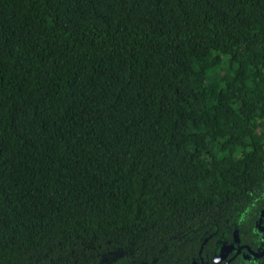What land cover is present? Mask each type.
Masks as SVG:
<instances>
[{
    "label": "trees",
    "instance_id": "trees-1",
    "mask_svg": "<svg viewBox=\"0 0 264 264\" xmlns=\"http://www.w3.org/2000/svg\"><path fill=\"white\" fill-rule=\"evenodd\" d=\"M263 228L264 0H0V264H264Z\"/></svg>",
    "mask_w": 264,
    "mask_h": 264
},
{
    "label": "flooded vegetation",
    "instance_id": "flooded-vegetation-1",
    "mask_svg": "<svg viewBox=\"0 0 264 264\" xmlns=\"http://www.w3.org/2000/svg\"><path fill=\"white\" fill-rule=\"evenodd\" d=\"M264 229V228H263ZM263 233H264V230H263ZM227 246V245H226ZM232 246V245H231ZM241 248V246H232L231 247V249H229L228 251H226L225 253H223L224 255H223V257H221L220 259L219 258H215L214 260L216 261V264H226L227 263V261H228V259H226L225 258V254H227V253H229L231 250H233V251H235V252H238L239 251V249ZM249 250V249H248ZM251 252V254H253L254 256H258V255H261L262 253H264V252H262V251H258V252H252V251H250ZM262 252V253H261ZM259 253V254H258ZM242 254V256L243 257H245V258H247L248 256H247V254L246 253H244V252H242L241 253ZM223 259L225 260L224 262H223ZM193 264H198V263H193Z\"/></svg>",
    "mask_w": 264,
    "mask_h": 264
},
{
    "label": "rangeland",
    "instance_id": "rangeland-1",
    "mask_svg": "<svg viewBox=\"0 0 264 264\" xmlns=\"http://www.w3.org/2000/svg\"><path fill=\"white\" fill-rule=\"evenodd\" d=\"M186 155L187 156H194V157H198L199 156V154L196 153V152L195 153L187 152ZM231 247H232L231 245H227L225 250L228 251L229 249H231ZM149 262L150 261H148L147 258H143L142 260H140V261H138L136 263H133V264H149Z\"/></svg>",
    "mask_w": 264,
    "mask_h": 264
},
{
    "label": "water",
    "instance_id": "water-1",
    "mask_svg": "<svg viewBox=\"0 0 264 264\" xmlns=\"http://www.w3.org/2000/svg\"><path fill=\"white\" fill-rule=\"evenodd\" d=\"M225 248H226V246H225ZM225 248H224V249H225ZM262 252H264V250H262ZM262 252H261V253H262ZM258 254H259V253H258Z\"/></svg>",
    "mask_w": 264,
    "mask_h": 264
}]
</instances>
